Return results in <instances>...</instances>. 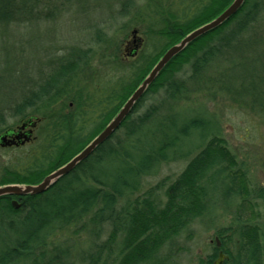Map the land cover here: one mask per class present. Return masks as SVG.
<instances>
[{
    "label": "trees",
    "instance_id": "16d2710c",
    "mask_svg": "<svg viewBox=\"0 0 264 264\" xmlns=\"http://www.w3.org/2000/svg\"><path fill=\"white\" fill-rule=\"evenodd\" d=\"M70 1L0 0V28L33 24L45 15L42 5ZM151 1L156 20L147 27L146 48L125 67L119 63L122 75L106 91L85 94L77 88L88 57L73 49L12 107L14 117L35 118L43 129L39 151L19 169L3 166L0 186L36 185L70 161L105 128L168 49L233 2ZM185 68L188 76L178 77ZM215 83L232 90L264 123V0H245L233 18L175 57L114 135L47 192L0 199V264H72L68 252L51 239L72 225L93 236L110 228L106 241L82 264H153L162 246L219 204L230 211V221L216 233L220 246L215 242L206 264H213L219 252L227 264H264V187L250 165L229 151L215 122L199 111L174 110L196 90ZM159 92L157 104L133 116ZM1 117L0 127L5 124ZM195 134L201 143L191 156L187 142ZM186 158L168 186L162 180L138 193L143 177L163 163ZM164 186L161 203L154 192Z\"/></svg>",
    "mask_w": 264,
    "mask_h": 264
},
{
    "label": "rangeland",
    "instance_id": "374dc122",
    "mask_svg": "<svg viewBox=\"0 0 264 264\" xmlns=\"http://www.w3.org/2000/svg\"><path fill=\"white\" fill-rule=\"evenodd\" d=\"M126 1L71 0L64 5L62 1L50 2L40 8L45 15L39 21L0 28V114L5 122L0 127V134L23 120L12 115V107L28 90L41 83L44 73L69 50L87 52V66L75 82L85 94L98 89L102 93L116 82L122 75L121 70H117L119 63L125 67L145 50L147 27L156 20L155 13H152L153 1L132 0L128 5ZM163 4L166 5L167 1L163 0ZM57 10L61 13L58 14ZM134 31L135 35L132 34ZM188 74L185 68L178 77L184 79ZM209 74L215 75L214 72ZM219 88H222L220 84L215 83L206 91L196 90L188 99L176 104L174 110H188L191 114L199 111L215 122L229 151L250 165L257 182L264 187V123L236 100L232 90L227 92ZM161 97L162 92L147 97L133 116L143 114ZM58 106L54 108L59 110ZM41 126L40 122L37 123L34 139L31 138L30 142L18 148L0 147V171L9 165L19 169L39 151ZM187 143L193 156L199 150L196 146L201 143L200 138L195 134ZM189 158L161 164L156 173L142 178L138 193L143 194L162 180H166L164 185L168 186L180 175ZM165 186L154 192L161 203L165 201ZM229 221L230 211L219 204L162 246L153 264H206L213 254L216 239L219 242L216 233ZM109 232L107 226L93 236L95 233L91 235L72 225L51 239L68 252V262L82 264L84 257L94 253L96 246L106 241ZM217 258L213 262H217Z\"/></svg>",
    "mask_w": 264,
    "mask_h": 264
},
{
    "label": "water",
    "instance_id": "95a60500",
    "mask_svg": "<svg viewBox=\"0 0 264 264\" xmlns=\"http://www.w3.org/2000/svg\"><path fill=\"white\" fill-rule=\"evenodd\" d=\"M245 0H233V2L215 19L209 23L195 29L188 35H186L178 44L168 49L158 62L151 69L149 74L144 78L142 83L131 94L127 101L123 104L116 115L105 126V128L95 136L87 146H85L77 155H75L70 161L63 166L59 167L49 175L45 176L42 181L36 185H5L0 186V199L6 197H26L37 196L47 192L53 185H55L60 179L71 173L79 164L88 159L102 144L111 138L112 135L120 128L121 124L131 114L133 108L138 101L144 96L150 85L155 81L164 68L179 54H181L191 43L199 39L200 37L218 29L231 18H233L244 5ZM135 35V31L132 32ZM38 121H33L29 118L24 121L22 126L18 129L20 133L27 125L30 126V130L21 136H15V139H9L7 133L0 135V147L6 148L11 146H22L28 143L32 137V130L36 127ZM11 206L14 209L19 208L17 201H11ZM217 248L220 244L216 239ZM226 257L219 252L217 262L214 264H222V260Z\"/></svg>",
    "mask_w": 264,
    "mask_h": 264
},
{
    "label": "flooded vegetation",
    "instance_id": "af4514ba",
    "mask_svg": "<svg viewBox=\"0 0 264 264\" xmlns=\"http://www.w3.org/2000/svg\"><path fill=\"white\" fill-rule=\"evenodd\" d=\"M132 55H134V52H132ZM23 123H24V121H21V122H20L18 125H16L15 127H10V128L5 129L0 135L7 133L8 138L11 139V140H12V139H15V136H21V134L26 133L27 131L30 130V126L27 125V127H26L23 131H21V132L19 133V132H18V129L20 128V126H22ZM36 127H37V125H36ZM36 127L32 130V137H31V138H33V132H34V130L36 129ZM33 139H34V138H33ZM31 140H32V139H30V141H31ZM30 141H29V142H30ZM18 147H20V146H18ZM18 147H16V146H11V147H9L8 149H11V148H18ZM213 263H215V262H213ZM222 264H227V259H226V258L222 260Z\"/></svg>",
    "mask_w": 264,
    "mask_h": 264
}]
</instances>
